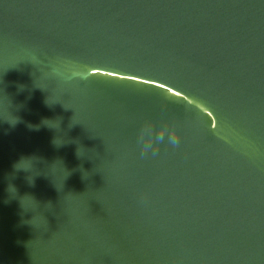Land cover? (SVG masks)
Wrapping results in <instances>:
<instances>
[{
    "label": "water",
    "instance_id": "obj_1",
    "mask_svg": "<svg viewBox=\"0 0 264 264\" xmlns=\"http://www.w3.org/2000/svg\"><path fill=\"white\" fill-rule=\"evenodd\" d=\"M0 264H264V0H0Z\"/></svg>",
    "mask_w": 264,
    "mask_h": 264
},
{
    "label": "clouds",
    "instance_id": "obj_2",
    "mask_svg": "<svg viewBox=\"0 0 264 264\" xmlns=\"http://www.w3.org/2000/svg\"><path fill=\"white\" fill-rule=\"evenodd\" d=\"M173 142L175 143V142H176V140H173Z\"/></svg>",
    "mask_w": 264,
    "mask_h": 264
}]
</instances>
